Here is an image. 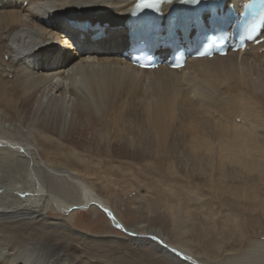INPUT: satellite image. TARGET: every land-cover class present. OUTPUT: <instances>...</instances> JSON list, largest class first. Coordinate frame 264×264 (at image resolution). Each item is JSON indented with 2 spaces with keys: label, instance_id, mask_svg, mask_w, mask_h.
<instances>
[{
  "label": "bare ground",
  "instance_id": "bare-ground-1",
  "mask_svg": "<svg viewBox=\"0 0 264 264\" xmlns=\"http://www.w3.org/2000/svg\"><path fill=\"white\" fill-rule=\"evenodd\" d=\"M137 1L0 0V264H264L258 233L207 253L179 227L143 229L108 214L102 192L122 201L111 177L153 189L181 178L192 191L264 205V28L244 51L139 69L128 54ZM248 2L225 0L223 10ZM193 25L175 29L184 47ZM156 35L165 62L172 49ZM82 211L98 230L126 235L98 242L79 229Z\"/></svg>",
  "mask_w": 264,
  "mask_h": 264
},
{
  "label": "rangeland",
  "instance_id": "rangeland-1",
  "mask_svg": "<svg viewBox=\"0 0 264 264\" xmlns=\"http://www.w3.org/2000/svg\"><path fill=\"white\" fill-rule=\"evenodd\" d=\"M47 116V119L54 116L53 109L48 111ZM88 123L87 120L86 124ZM122 168L126 169L131 177L136 176L134 167L122 166ZM130 180L133 187H128L126 180L110 178V182L114 183L113 185L122 199L119 203L108 197L106 192L101 193L102 196L109 198L111 208L108 214L116 217V212L120 213L123 218L121 220L127 226L139 223L143 229L158 228L171 233L178 231L176 228L179 227L183 235L181 238L186 242V245L190 246L192 250H205L207 253L212 244H218L223 248H239L246 246L251 239L257 238V233L264 236V205L258 200L244 198L234 202L229 197L219 194L211 197L203 190L192 191L193 187L181 178L167 179L160 183L161 185L156 184L157 189H153L152 181L145 183L134 178ZM144 186H149L150 193H152L150 198H148ZM167 193L168 196H171L170 199H173L174 205L180 207L178 212H176L175 206H169L165 198ZM137 194L140 198L135 197ZM86 213L85 211L78 217L80 218L78 227L90 233L98 242L112 238L110 237L112 235H126L121 230L116 228L109 230L105 226L98 230L99 225L90 224L89 215H85ZM101 213L104 217L108 215ZM109 219L112 217L109 216Z\"/></svg>",
  "mask_w": 264,
  "mask_h": 264
},
{
  "label": "snow or ice",
  "instance_id": "snow-or-ice-1",
  "mask_svg": "<svg viewBox=\"0 0 264 264\" xmlns=\"http://www.w3.org/2000/svg\"><path fill=\"white\" fill-rule=\"evenodd\" d=\"M149 4H155L157 0H148Z\"/></svg>",
  "mask_w": 264,
  "mask_h": 264
}]
</instances>
